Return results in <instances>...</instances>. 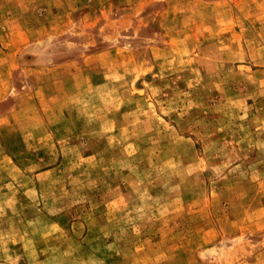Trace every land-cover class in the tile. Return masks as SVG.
Returning a JSON list of instances; mask_svg holds the SVG:
<instances>
[{"label": "rangeland", "instance_id": "rangeland-1", "mask_svg": "<svg viewBox=\"0 0 264 264\" xmlns=\"http://www.w3.org/2000/svg\"><path fill=\"white\" fill-rule=\"evenodd\" d=\"M0 264H264V0H0Z\"/></svg>", "mask_w": 264, "mask_h": 264}]
</instances>
